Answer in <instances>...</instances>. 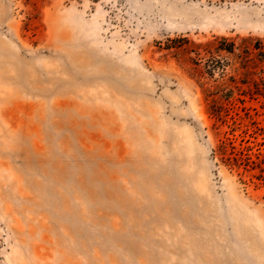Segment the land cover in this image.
I'll list each match as a JSON object with an SVG mask.
<instances>
[{
    "label": "rangeland",
    "instance_id": "rangeland-1",
    "mask_svg": "<svg viewBox=\"0 0 264 264\" xmlns=\"http://www.w3.org/2000/svg\"><path fill=\"white\" fill-rule=\"evenodd\" d=\"M0 264H264V0H0Z\"/></svg>",
    "mask_w": 264,
    "mask_h": 264
},
{
    "label": "trees",
    "instance_id": "trees-1",
    "mask_svg": "<svg viewBox=\"0 0 264 264\" xmlns=\"http://www.w3.org/2000/svg\"><path fill=\"white\" fill-rule=\"evenodd\" d=\"M225 49H226V48H225ZM226 51H227V52H231V50H230V49H226Z\"/></svg>",
    "mask_w": 264,
    "mask_h": 264
}]
</instances>
